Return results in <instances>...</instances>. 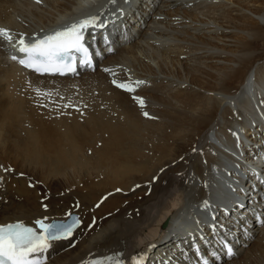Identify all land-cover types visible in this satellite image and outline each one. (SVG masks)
<instances>
[{"label":"bare ground","instance_id":"6f19581e","mask_svg":"<svg viewBox=\"0 0 264 264\" xmlns=\"http://www.w3.org/2000/svg\"><path fill=\"white\" fill-rule=\"evenodd\" d=\"M118 10L107 31L114 52L95 71L41 77L6 56L21 36L84 15L111 21ZM0 28L13 37L0 39V225L70 212L83 222L50 243L46 264H156L175 243L165 236L182 222H206L249 166L264 176V58L253 50L264 41V0H0ZM68 85L89 92L63 106L50 101ZM241 182L249 202H264V182ZM34 183L49 196L26 188ZM245 236L220 264H264V225Z\"/></svg>","mask_w":264,"mask_h":264},{"label":"snow or ice","instance_id":"6c2138e0","mask_svg":"<svg viewBox=\"0 0 264 264\" xmlns=\"http://www.w3.org/2000/svg\"><path fill=\"white\" fill-rule=\"evenodd\" d=\"M41 3V0H36ZM115 5L117 0H110ZM107 25L100 15H89L85 18L72 22L63 28L43 37L34 36L27 39L23 36L18 40V51L24 58L18 59L13 55L12 59L17 61L22 67L27 68L40 75H66L77 72V55L80 54L82 66L92 67V59L89 49L85 46V34L90 30L94 33L97 29H105ZM0 38L12 42L13 37L6 29L0 28ZM107 41V37H105ZM111 51V48L107 49ZM111 72V69H105ZM114 74V73H113ZM112 83L117 88H122L129 92H134L135 87L129 83H120L113 80ZM137 84L142 83L140 81ZM50 96L51 93H43ZM141 107L144 101L137 98ZM66 107L68 105H65ZM148 116V113H144ZM71 215V214H69ZM37 228L26 226L22 222L0 225V264H46L44 253L50 247V241L68 238L72 235L74 226L79 224V220H73L71 224L49 223L43 220H36ZM264 225V221H261ZM225 256L231 260L236 253L230 245H224ZM199 252V249H197ZM216 253H213L215 256ZM94 264H103L96 261ZM140 264V262H138ZM203 264H209L207 259Z\"/></svg>","mask_w":264,"mask_h":264},{"label":"rangeland","instance_id":"374dc122","mask_svg":"<svg viewBox=\"0 0 264 264\" xmlns=\"http://www.w3.org/2000/svg\"><path fill=\"white\" fill-rule=\"evenodd\" d=\"M160 48L162 47V46H159ZM150 48L152 49V50H155V48L152 46H150ZM253 50L254 51H258L257 52V57H256V60L257 61H262L263 60V58H264V41H262V42H259L258 44H257V46H255L254 48H253ZM258 63V62H257ZM256 65V64H255ZM70 85H68V88L66 89L67 91H65V94L63 95V96H61V97H55V98H49L50 99V101H52V102H54V103H57V104H59V105H64V104H66V103H68V102H72L75 98H78V97H82V94H84L86 91L87 92H89L87 89H83L84 87H83V85H81V87H80V85H75V86H70ZM78 87H79V89H80V93H81V95L79 96V92H78ZM70 88V89H69ZM72 88V89H71ZM82 88V89H81ZM82 90H84V91H82ZM86 90V91H85ZM71 91V92H70ZM75 92V93H74ZM77 92V93H76ZM84 92V93H83ZM86 92V93H87ZM68 93V94H67ZM79 93V94H78ZM74 94V95H73ZM78 97H77V96ZM74 96V97H73ZM84 96V95H83ZM229 115H231V113H229ZM54 130L57 132V130L54 128ZM55 132V133H56ZM210 159H212V158H210ZM196 161H199V157L198 158H196ZM196 166H197V168L199 169L201 166H200V164H199V162H197L196 163ZM5 178V177H4ZM156 182V181H155ZM34 186H36V187H34ZM29 187V185H27L26 186V188L27 189H29V190H32V191H35L39 196H41V197H44L46 194H48V196H49V194L51 193L50 192V190H45V189H42L40 186H37L35 183L34 184H31V187L30 188H28ZM52 190V189H51ZM45 191H47V192H45ZM13 192H14V190H13ZM12 192V193H13ZM40 192V193H39ZM10 197H11V199H14L13 198V196H12V194L10 195ZM6 201V200H5ZM7 204L9 203V201H7L6 202ZM201 221H204V220H201ZM90 229H92L91 228V226H90ZM169 237L170 238H168V236H165V241L167 242L168 240H172L174 237H175V234L174 233H172V234H169Z\"/></svg>","mask_w":264,"mask_h":264},{"label":"water","instance_id":"95a60500","mask_svg":"<svg viewBox=\"0 0 264 264\" xmlns=\"http://www.w3.org/2000/svg\"><path fill=\"white\" fill-rule=\"evenodd\" d=\"M79 220V216L76 214H71L68 215L67 220L65 221H53L52 223H62V224H71L73 220ZM80 225V220H79V224H77L76 226H74L73 231ZM72 231V233H73Z\"/></svg>","mask_w":264,"mask_h":264}]
</instances>
